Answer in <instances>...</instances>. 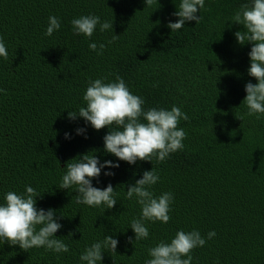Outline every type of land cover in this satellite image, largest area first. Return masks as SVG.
I'll return each mask as SVG.
<instances>
[{"label":"trees","instance_id":"1","mask_svg":"<svg viewBox=\"0 0 264 264\" xmlns=\"http://www.w3.org/2000/svg\"><path fill=\"white\" fill-rule=\"evenodd\" d=\"M179 2L0 0V37L9 54L0 57V204L8 191L33 187L42 194L37 208L63 216L55 236L69 247L25 252L0 242V264H81L84 248L109 235L119 242L116 253L106 250L100 264H144L148 248L179 230H198L206 239L191 252L192 264H264V114L245 115L244 86L257 81L247 72L251 45L237 43L242 26L232 22L244 0H205L199 23L186 21L171 32L167 24L178 19ZM89 14L113 20V32L97 26L91 38L75 35L71 20ZM49 16L61 27L45 36ZM113 34L119 39L109 44ZM92 42L106 45L102 55L89 49ZM117 75L146 109L177 106L187 114L178 125L187 133L182 150L163 162L130 165L104 151L108 128L68 118L86 106L91 80L112 82ZM77 128L86 131L78 135ZM85 153L119 164L92 180L101 189L113 185L111 209L77 204L75 187L59 188L66 164ZM151 168L160 177L154 194L173 193L171 220L146 222L149 237L135 241L129 226L141 208L125 194ZM210 231L216 235L207 239Z\"/></svg>","mask_w":264,"mask_h":264},{"label":"clouds","instance_id":"2","mask_svg":"<svg viewBox=\"0 0 264 264\" xmlns=\"http://www.w3.org/2000/svg\"><path fill=\"white\" fill-rule=\"evenodd\" d=\"M154 2L158 3V0H144L149 7ZM204 3L205 0H180L173 13L178 19L169 22L167 27L173 32L182 29L186 21L199 23L197 13L204 8ZM232 22L242 26L241 30L234 33L237 43L240 46L246 43L251 45L247 72L257 81L255 84L248 82L244 86L246 96L243 102L247 107L245 115H256L259 118L260 114H264V0H244L235 11ZM71 25L75 35L82 34L87 38L93 36L97 26L100 32H113V20L102 22L100 17L91 14L72 19ZM60 27V19L49 16L44 35L52 36ZM118 39L119 36L113 34L108 43H114ZM88 47L97 52V55H102L106 45L92 42ZM8 55L3 37H0V57L7 60ZM105 80L106 78H98L89 82L83 95L86 106L80 107L76 112L69 111L68 118L72 121L77 117L83 118L86 125L90 124L97 131L108 128L109 131L103 137L106 153L133 165L137 161L151 162L153 158L157 162H163L171 153L184 148L183 141L187 133L178 125L181 120L187 121L189 118L179 107L172 106L171 110L157 107L146 109L144 99L132 94L123 78L117 75L112 82ZM2 91L4 90L0 89ZM236 118L243 120L244 115ZM85 131V128L76 129L78 135ZM65 138H69L68 133H65ZM88 153L81 154L79 159L76 157L69 160L72 162L66 164V172L59 188L68 190L75 187L77 204L104 205L111 209L117 203L113 185L109 183L101 189L94 187L92 180H98L102 169L118 168L119 164L109 160L101 163L94 154ZM103 175L113 176L115 173L107 171ZM159 179L158 172L151 168L150 171H144L140 179L127 186L126 199L135 198L141 208L139 217L133 218L129 226L135 234V241L149 237L146 222L168 223L171 220L169 212L173 193L164 192L156 196L151 190ZM41 195L31 186H26L23 193L8 191L5 194L4 203L0 204V242H7L10 246L18 245L25 252L34 247H43L46 251L67 253L68 245L55 236L62 227L57 221L63 216L57 217L56 210L51 208H37L36 198ZM215 235L214 231H210L207 239H212ZM118 243L111 235L104 236L103 240L85 247L79 260L81 264H100L106 250L116 253ZM205 244L206 239L198 230H179L170 242L161 240L148 248L149 259L144 264H192L191 252Z\"/></svg>","mask_w":264,"mask_h":264}]
</instances>
